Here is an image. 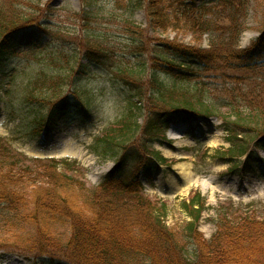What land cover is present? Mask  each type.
Listing matches in <instances>:
<instances>
[{"label":"trees","instance_id":"obj_1","mask_svg":"<svg viewBox=\"0 0 264 264\" xmlns=\"http://www.w3.org/2000/svg\"><path fill=\"white\" fill-rule=\"evenodd\" d=\"M89 1L90 6L95 3ZM252 1L131 0L130 17L137 10H146L155 29L177 28L178 23H183L195 34L210 33L214 38L209 50L177 47L172 41L158 44L156 56L161 64L151 73L148 83L151 87L148 104L154 109L149 110L145 126L137 122L138 113L145 108L142 105L148 87L142 83L146 71L144 63L141 66L132 63L127 55L116 54L93 35L81 41L82 48L79 45L67 51L61 43L52 40L55 34L48 31V25L34 22L30 10L24 11L17 4L6 11L0 7V69L11 72L14 77L15 66L25 54H30L40 65V69L30 74V84L26 83L28 85L21 93L25 102H49V112L39 120V125H43L46 116L65 114L70 98L66 95L62 98L60 89L69 83L67 75L71 76L78 67L80 77L92 73L93 65L105 67L129 90V112L117 122V128L110 127L105 136L96 139L92 145L96 153L118 160L117 166L97 189L87 187L70 173L75 170L76 163H70L68 159L50 160L40 166L52 174L47 183L49 186L40 189V193L27 194L28 186L22 178V182L18 177L16 179L12 170L1 173L3 215L0 225H5V231L0 233V245L5 247L9 243L16 251L49 254L60 264H264V216L256 218L250 212L241 215L235 211L223 213V216L219 214L218 231L207 240L199 231L200 218L207 210V199L196 191L182 204L190 220L180 237L165 221L167 202L152 201L144 195L140 171L130 182L125 181L130 162L139 160L135 154L129 155L132 146L128 145L141 129L147 137L145 143L150 145L153 140L162 138L168 120L173 116L192 120L196 116L214 114L211 104L203 100L204 95L195 101L190 94V91L198 90V86L190 82L191 76L203 75L201 71L207 75L216 73L220 80L230 85L224 103L230 115H222L229 125L226 128L229 146L217 149L216 156L234 159L245 155L251 142L258 138H261L258 144L263 146L264 28L251 48L242 51L233 48L241 38ZM84 12L88 17L94 14ZM129 30L135 32L132 34L134 51L144 56L146 42L137 36L133 26ZM21 45L27 49L19 50ZM51 47L55 49L49 51ZM79 53L86 64L78 63ZM187 59L196 64H188ZM187 67L190 78L183 72ZM163 73H167V78L162 77ZM8 80L14 83L19 79ZM33 84H42L41 91L35 94ZM75 87L72 92L85 114L94 104L96 89ZM7 90V87L0 89V105L5 101L7 108L12 110L6 101ZM53 98L56 101H52ZM0 153L11 166L25 167L27 172L33 169L23 165L5 144H0ZM1 165H4L3 161ZM189 243H192L191 249H188Z\"/></svg>","mask_w":264,"mask_h":264},{"label":"rangeland","instance_id":"obj_2","mask_svg":"<svg viewBox=\"0 0 264 264\" xmlns=\"http://www.w3.org/2000/svg\"><path fill=\"white\" fill-rule=\"evenodd\" d=\"M93 1L95 3L90 6L89 0H0V7L6 11L9 6L17 4L21 5L24 11L30 10V14L34 15V22L48 25V31L52 35L55 34L52 40H56V44L61 43L67 51L74 50L79 45L82 48L81 41L93 35L99 41H104L113 51L115 50L116 54L127 55L132 63L140 66L144 63L146 71L142 83L148 87L151 73L161 64L156 56L158 44L172 41L177 47L189 46L206 50L212 46L214 38L210 33L195 34L188 27L185 28L183 23H178L180 26L177 28L171 26L163 30L152 26V20L146 10H137L130 17L131 0ZM250 5L241 38L233 45L237 51L252 47L264 28V0H253ZM84 11L94 14L88 17ZM131 26L138 32L136 34L142 42H146L144 56L134 51L132 34L135 32L129 30ZM24 47L27 49L25 45H21L19 49ZM54 49L51 47L49 51ZM78 55V63L86 64L85 58L80 53ZM187 62L196 64L194 60ZM75 64L77 65V61ZM79 68L71 76L67 75L69 83L62 90L60 89L62 98L64 95L70 98L67 105L65 104L67 106L65 114L56 113L48 124L49 129L43 133L38 131L39 120L49 112V102L42 100L37 103L25 102L27 100L21 95L22 90L28 85L26 83L31 80L30 74L40 69V65L32 60L30 54L29 56L25 54L15 66L14 77L11 76V72L1 68V89L8 86L9 95L6 101L9 102L12 110H7L5 103L1 104L0 137L30 158L56 157L79 161V169L71 170L70 173L76 175L87 186L97 187L115 165V161L111 157L103 158L95 154L91 146L95 144L96 139L106 134L107 128L129 112L127 106L129 90L105 67L93 65L92 71L89 70L92 73L83 77L78 73ZM194 68L198 69L197 65H194ZM188 70V67L183 70L187 74L186 78H190ZM166 74L163 73L162 77L167 78ZM201 74L203 75L191 76L190 82L197 85L199 91L192 90L190 94L195 101L201 100L204 95L203 100L213 108L212 116L196 117L191 121L173 116L168 120L166 131L163 133L165 140L155 141L147 146L145 143L147 137L141 129L128 146H132L129 155L133 157L135 154L139 159L132 163L130 170L133 173L136 170L144 171L140 178L144 185L143 191L152 200L168 201L165 221L169 229L180 237L190 220L182 204L196 189L202 191V195L207 199V210L200 218L199 231L208 240L218 231L219 214L223 216V213L235 211V214L241 215L250 212L256 218L264 216V148L256 146L255 142L258 140L256 139L251 142L247 157L230 159L216 156L215 151L218 148L229 146L226 140V128L229 125L225 123L222 115H230L229 110L224 106L225 98L229 93L227 88L230 85L223 79L220 80L216 73L207 75L206 72L201 71ZM17 78L19 79L17 82L9 83L8 79L13 81ZM76 85L96 89V94L93 96L94 104L85 114L82 113V108L78 107L77 98L73 94V87ZM41 86L42 84H33L35 94L41 91ZM148 87L145 104L142 105L145 108L137 116V122L141 126L147 124L149 110L153 108L148 104V98L151 96V87ZM45 89L50 90L49 87ZM52 101L56 99L53 98ZM169 150L170 154L167 152ZM161 154L167 158L165 162L159 158ZM151 156L154 158L149 159ZM2 161L4 165H1ZM183 164L189 167L188 180L184 179ZM23 165L31 164L23 163ZM10 170L12 175H16V179H23L25 186H28L26 192L29 195L34 194L35 191L42 192L40 189L49 186L47 183L52 176L47 168L34 167L27 172L25 167L11 166L5 162L4 156L0 153V182L3 179L1 173ZM2 215L3 209L0 207V216ZM2 231H5L3 224L0 225V233ZM191 248L192 243H189L188 249ZM18 252L11 248L9 243L5 244V247L0 245V261L6 258L13 260L11 257L13 256L21 258L23 261L18 260L22 261V264H60L53 261L50 256L37 258L35 253Z\"/></svg>","mask_w":264,"mask_h":264},{"label":"bare ground","instance_id":"obj_3","mask_svg":"<svg viewBox=\"0 0 264 264\" xmlns=\"http://www.w3.org/2000/svg\"><path fill=\"white\" fill-rule=\"evenodd\" d=\"M169 154L171 153L170 152V150L169 151H167ZM182 168L184 169V179H186V180H188L189 179V171H188V169H189V167H188V165H185V164H183V166H182ZM12 258H13V260L11 259V260H7L8 258H6V262L5 261H0V264H22V259L21 258H19V257H15V259H14V257L13 256H11ZM18 259H20V260H22V261H20V260H18Z\"/></svg>","mask_w":264,"mask_h":264}]
</instances>
